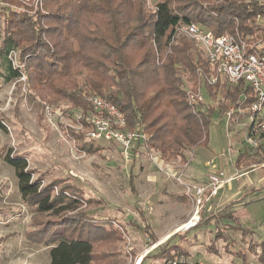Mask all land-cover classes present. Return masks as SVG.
Listing matches in <instances>:
<instances>
[{
  "label": "rangeland",
  "instance_id": "rangeland-1",
  "mask_svg": "<svg viewBox=\"0 0 264 264\" xmlns=\"http://www.w3.org/2000/svg\"><path fill=\"white\" fill-rule=\"evenodd\" d=\"M172 1L176 4L175 0ZM149 2L155 6L159 0ZM43 4L44 0H0V123L4 126L0 129V264H49L50 248L32 241L33 237L45 224L82 212L90 219L100 221L98 225L104 232L114 225L123 235L114 247L97 245L98 251L108 250L110 255L104 256L103 262L94 264H171L176 256L183 258L180 264H262L258 255L251 252L264 253V184L259 183V178L264 177V141L255 151L248 152L244 148L242 124L248 122L245 109L234 113L228 124L223 113L235 102L224 95L231 87L226 85L218 92L213 86L202 83L197 88L205 103L204 108H200L211 112V120L207 145L184 153L188 168L183 165L186 162L178 158L167 162L161 160L157 152L146 149L144 145L137 147L138 157L125 159L119 146L105 141L90 142L86 138L88 128L84 122L88 113L77 109L71 101L74 91H82L81 94L86 95L83 96L85 102L89 96L95 95L84 91L81 83L85 74L79 75L77 89L69 87L63 79L53 80L55 83L51 82L49 86H38L33 76L35 69L36 72L40 69L35 66L42 62L46 66L42 70L48 72L50 61L40 57L32 60L33 64L30 61L27 65V73L32 74L30 81L26 65L20 59V50L27 44L31 48L32 43L24 37V40H18L21 47L10 50L6 58L1 54L5 36L17 28L16 17L12 19L16 15L14 13L31 19L46 15L47 10L50 14V8ZM147 9L151 10L149 6ZM40 27L44 28L43 25ZM177 39L178 44L180 41L188 42L182 35ZM40 40V45L47 42L49 49L53 46V40ZM188 43L196 52L201 51L196 43ZM142 53L143 50L139 55ZM199 55L204 59L202 51ZM13 72L17 74L14 77ZM175 76L182 80V88L186 92L187 89L195 90L197 83L179 65ZM76 132H85V135ZM228 141L232 145L230 153H227ZM243 151L252 157L255 164L247 167V163L244 169L239 170L241 173L253 168L247 175L251 184L239 198L242 206L239 216L235 214L233 221L232 216L225 218L227 215L223 214L228 208L239 205L233 200L221 203L219 195L224 190L218 191L209 200L203 197L199 205V222L185 234L180 228L188 220L197 198L195 189H192L194 184L187 181V175L207 176L210 161L204 165L203 161L215 158L217 162L226 160L231 165ZM222 153L224 158L220 157ZM7 154L25 158L31 181L39 182V189L49 187L52 198L62 192L74 194L64 186H75L83 193L78 209L52 215L53 212L39 213L35 207L26 206L19 193L14 170L4 161ZM160 168L174 175L168 176ZM223 169L228 176L236 173L234 167L235 171H229L228 166ZM179 175L191 190L177 181ZM246 180L232 183L235 189L237 186L242 189ZM203 183L205 186L207 181ZM222 219L229 222L224 220L226 225H223ZM237 220L240 230L234 229ZM145 226H149L157 239L154 243H151ZM168 234H172L171 237L164 239ZM215 235L220 237L216 240ZM164 244L178 246L180 252H175L170 258L163 257L159 246Z\"/></svg>",
  "mask_w": 264,
  "mask_h": 264
},
{
  "label": "trees",
  "instance_id": "trees-1",
  "mask_svg": "<svg viewBox=\"0 0 264 264\" xmlns=\"http://www.w3.org/2000/svg\"><path fill=\"white\" fill-rule=\"evenodd\" d=\"M175 2L159 0L155 8L149 10L146 0H44L43 5L50 8V14L47 10L46 15L31 19L24 14L14 13L16 15L12 19L16 17L17 28L5 36L1 54L6 58L10 50L21 47L18 40H24L25 37L33 45L30 48V44H27L19 49L26 73L29 62L33 64L32 60H39L37 57L50 61L48 72L42 70L46 69L42 62L35 66L40 70H33V81L38 86H49V83H55L53 80L63 79L69 87L77 89L79 75L85 74L81 83L84 91L101 96L115 105L130 130L143 131L147 136L146 149L157 152L165 162L175 158L185 162L184 153L187 150L207 145L211 112L190 104L187 92L182 88V80L175 76L176 66H181L183 72L197 83L195 90L202 83L208 85L210 77L216 74L200 57L201 51L196 52L188 43H193L192 40L186 38L188 42L180 41L178 44L176 28L182 24L200 23L214 35L230 34L236 40L246 39L251 45L264 34V2ZM258 16L262 21L257 20ZM12 22L15 25V21ZM40 38L53 40V49L47 47V42L40 45ZM141 50L143 53L139 55ZM256 53L264 57V46L257 49ZM16 75L13 72V77ZM28 75L31 81V72ZM226 85L217 79L212 86L219 92ZM230 87L224 97L236 103L244 96L241 102L242 108L246 109L254 99L252 89L242 81ZM81 92L74 91L71 101L83 113H90L89 103L83 100L86 95ZM84 125L88 128L90 124L84 122ZM3 128L0 123V129ZM76 133L85 135V132ZM251 159L243 151L238 154L233 166L236 170L244 169L247 163V167L255 164ZM4 161L14 170L18 190L26 206L35 207L39 213L53 212L52 215L73 212L80 206L83 193L76 190L75 186H64L74 194L62 192L52 198L49 187L39 189L40 183L31 181L25 158L7 154ZM99 223L82 212L59 222L45 224L32 241L41 242L50 248L49 264L103 262L104 256L110 253L108 250L98 251L97 245L114 247L115 243L123 239V235L119 227L114 225L104 232ZM234 223V229L240 230L238 220ZM145 228L151 243H154L157 239L149 226ZM218 237L216 235L215 239ZM159 247L162 249L159 253L166 258L180 252L178 246L168 247L164 244ZM251 253L258 255L259 262L264 264L263 252Z\"/></svg>",
  "mask_w": 264,
  "mask_h": 264
},
{
  "label": "built area",
  "instance_id": "built-area-1",
  "mask_svg": "<svg viewBox=\"0 0 264 264\" xmlns=\"http://www.w3.org/2000/svg\"><path fill=\"white\" fill-rule=\"evenodd\" d=\"M146 1L149 8H155V6L150 5L149 0ZM261 1L264 2V0ZM257 20L262 21L260 16L257 17ZM175 35H182L200 47L204 60L216 74L208 80L209 86L215 84L217 79H221L226 81L228 86H235L242 81L252 89L254 99L245 109L248 122L242 124L244 127L243 146L248 152L255 151L264 141V57H259L256 53L257 49L264 46V34L249 45L246 39L236 40L230 34L214 35L205 25L188 23L179 25ZM187 95L190 104L204 108L205 103L199 89H187ZM244 99V96L240 97L232 107L224 111L223 115L227 118L228 124L232 121L234 113L243 111L241 101ZM87 101L90 104L91 112L86 115V122L90 124L86 138L90 142L105 141L119 146L125 159L138 157L137 147L139 145L145 146L146 134L140 129L130 130L120 110L103 97L92 95L88 97ZM208 107L206 106V108ZM229 148L227 153L231 152V148ZM220 157L224 158L225 156L222 153ZM207 167L211 170L215 168L212 161L207 164ZM160 169L166 172L168 176L174 175L165 169ZM238 173L239 171H236L230 176H225L223 170L214 169L209 172L205 186H192L197 198L188 220L181 225L180 229L183 232L197 226L200 219L199 205L203 197L206 200L215 197L219 189L230 183ZM177 181L187 186L188 191L191 190L181 180L180 175ZM176 257L171 264L183 262L182 257Z\"/></svg>",
  "mask_w": 264,
  "mask_h": 264
},
{
  "label": "crops",
  "instance_id": "crops-1",
  "mask_svg": "<svg viewBox=\"0 0 264 264\" xmlns=\"http://www.w3.org/2000/svg\"><path fill=\"white\" fill-rule=\"evenodd\" d=\"M230 136H231V134H230ZM231 138V137H230ZM228 143H229V147L231 148L232 147V145H230V141H228ZM199 147V146H198ZM196 149H197V147H196ZM228 149V148H227ZM211 159V158H210ZM208 161H214V169L216 170V169H220V170H223L224 171V173H225V176H228V174H227V171H225L223 168L225 167V166H228L229 168H230V170L229 171H235V169H232L234 166H233V164H231V165H229V163L226 161V160H221L220 159V161L219 162H217L216 160H215V158H213V159H211V160H205V161H203L204 163H203V165L205 164V163H207ZM186 163H184L183 165L185 166V168H188V162L187 161H185ZM232 167V168H231ZM256 168V167H255ZM210 169V168H209ZM214 169H210V171L209 172H211V171H213ZM232 169V170H231ZM187 170V169H186ZM185 170V172H187ZM228 171V172H229ZM236 171H239V170H236ZM252 171H253V168L251 169H249V170H247V171H244V172H241V173H238L236 176H234L233 177V180H232V182L233 181H236V180H239V179H244V180H246V179H248V177H247V175H249L250 173H252ZM231 175V174H230ZM208 176V175H207ZM207 176H200V175H197V176H195V175H192V174H188L187 175V181L188 182H190L191 184H194V185H196L197 187H200V186H203L204 185V183L203 182H205L206 183V177ZM206 180V181H205ZM249 180V179H248ZM248 180H246V186H245V184H244V186H242V189L239 187V186H237L236 187V189H235V186H233V183L231 182V184H227V185H225L223 188H221L220 190H219V192L220 191H222V190H224L223 192L224 193H222V194H220L219 195V199L221 200V203H223V202H227V201H230V200H233V202L234 203H237L238 202V205L239 206H237V207H234V208H231V209H229L228 208V210L223 214V215H227L225 218H229V217H231L232 216V218H231V220L233 221V219H235L236 218V216H235V214H237L238 216H239V212L241 211V209H242V206H241V204L239 203V198L241 197V194H242V192L246 189V187L249 185V184H251V182H250V180L248 181ZM259 183L260 184H264V177L262 176V177H260L259 178ZM264 187V186H263ZM261 189H263V188H261ZM264 190V189H263ZM188 214L190 213V211H188L187 212ZM224 220H226V219H222L221 221H222V224L223 225H226L225 224V222H224ZM226 221H228V220H226ZM229 222V221H228ZM209 225H213V224H211L210 222H209ZM226 228H228V227H226ZM179 231V230H178ZM209 232H212V231H209ZM171 235L172 234H168V235H166L165 237H164V239H169V237H171ZM225 235V234H224ZM216 236V235H215ZM225 237V236H224Z\"/></svg>",
  "mask_w": 264,
  "mask_h": 264
}]
</instances>
